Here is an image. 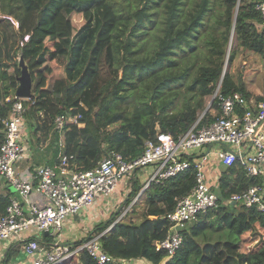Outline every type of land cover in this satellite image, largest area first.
Returning <instances> with one entry per match:
<instances>
[{"label": "trees", "instance_id": "trees-1", "mask_svg": "<svg viewBox=\"0 0 264 264\" xmlns=\"http://www.w3.org/2000/svg\"><path fill=\"white\" fill-rule=\"evenodd\" d=\"M254 4L255 0H0V28L6 33L9 27L16 43L11 63L0 57V102H4L0 113L10 109L6 96L17 99L20 56L31 76V96L20 98L32 138L29 146L38 149L46 144L53 150L51 166L58 163L59 154L72 155L76 169L91 168L111 152L133 159L157 131L176 138L195 122L201 127L220 115L215 99L203 110L220 80L230 40L235 47L229 60L239 50L264 57V26ZM2 15L15 18L18 28ZM130 77L150 79L147 93L130 110L111 111L114 102L129 98L125 90L133 82ZM219 89L264 99V85L261 94H253L241 71L236 76L225 71ZM76 112L81 113L83 126L68 125L58 135L54 117ZM3 129L0 121V143ZM139 170L127 178L129 198L143 185ZM194 184L191 164L142 190L139 220L113 216L96 223L81 240L99 234L112 261L97 263L81 250L57 264H128L135 258L149 264H264V213L254 205L227 201L251 185L264 188V175L249 176L238 163L221 166L213 185L216 206L186 225L175 252L165 256L155 250V242L169 227L165 213ZM9 195L1 186L0 215ZM34 238L9 243L5 257L10 259L14 250Z\"/></svg>", "mask_w": 264, "mask_h": 264}, {"label": "built area", "instance_id": "built-area-1", "mask_svg": "<svg viewBox=\"0 0 264 264\" xmlns=\"http://www.w3.org/2000/svg\"><path fill=\"white\" fill-rule=\"evenodd\" d=\"M264 26V0H255ZM18 28V21L11 15H2ZM27 35L23 40L27 39ZM22 44V40L19 41ZM220 81L211 96L215 99L220 115L208 124L196 127V122L183 134L174 138L170 133L157 131L153 140L144 143L143 152L133 159H125L118 152L100 159L93 167H72V155L59 154L55 166L37 165L31 179L22 178L17 162L26 158L29 150L25 134L24 106L19 97L5 102L10 109L1 115L3 138L0 143V179L14 186L16 195L9 196L4 212L0 215V242H16L27 231L46 232L48 241L40 247L37 239H29L23 246L29 257L25 264H57L70 260L79 251L85 250L97 263L113 258L101 247L99 234L86 237L77 243L66 242L62 235L63 221L70 214L78 213L84 206L101 196H109L124 176L136 170L152 167L143 182V188L160 183L168 177L193 164L195 184L190 191L178 198L175 207L165 213L169 227L165 236L154 244L156 251L172 255L182 240V230L195 217L205 214L216 206L217 193L206 176L205 168L216 158L222 165L238 163L249 176L264 175V99H247L240 91L223 93ZM0 104L4 105L1 101ZM81 113L57 114L53 119L54 129L59 133L71 124L83 126ZM224 146V147H223ZM1 182V181H0ZM4 183H0V187ZM42 194L46 203L42 206L29 198L30 192ZM264 188L254 184L232 193L227 201L254 205L264 213ZM116 221V220H115ZM128 264H146L143 258L127 261ZM19 264V263H15Z\"/></svg>", "mask_w": 264, "mask_h": 264}, {"label": "rangeland", "instance_id": "rangeland-1", "mask_svg": "<svg viewBox=\"0 0 264 264\" xmlns=\"http://www.w3.org/2000/svg\"><path fill=\"white\" fill-rule=\"evenodd\" d=\"M4 11L7 12L6 10ZM2 24L5 25L3 21H2ZM8 29L9 27L7 28V32H6L7 35H6V33L3 32L0 28V57H2L8 63L9 62L11 63L12 59L16 58L14 54L16 43ZM233 47H235V42L234 40H230L227 46V52H226L225 63L223 66V72L230 71L232 74L236 76L238 72L241 71V78L246 88L250 90L253 94H261L262 88L264 85V57L254 52H244V51L239 50L235 53V56L231 60H229L228 55H229L230 50ZM129 80L133 81L131 84L127 85V89L125 90L126 91L125 95H127L129 98L124 101H121L123 103L114 102L111 105V111L121 109V108L130 110L133 105L143 100V94L147 93L146 92L147 86L149 83H151V81H149L150 79L148 78L138 79V78L130 77ZM211 96L212 95H208L206 97L205 105L209 103ZM25 134L28 138V142H31L32 138L26 130H25ZM61 134L62 133L58 132V135H61ZM41 146H45V144L36 146L38 147V149L35 148V154H34L35 157L37 156L40 157L41 155H44V152L46 151L45 150L46 147H43V149L40 150ZM27 153H28V150H27ZM47 154H48V151H47ZM42 161L43 160L41 158L38 160V162H42ZM41 164H46V163H40L38 165H41ZM140 171H143V170H140ZM144 176L147 177V175H144ZM146 177L141 178L142 183L145 181ZM127 178L128 177L126 176L121 178L115 188V192L110 194L113 196V198L116 197L115 201H117V203L114 204L110 212L107 213L105 219H110L113 216H116L115 218L116 220H119V219L129 220L130 219V220L137 221L140 219L143 206L141 205L142 204L141 199L138 197H139V194L141 193V192L139 193V191L143 188V186H141L137 194L134 197H131L132 198L131 199L129 198V194H128L129 185H127V182H126ZM0 181L4 183L3 186L5 187V189H8L10 191L9 196L16 195L14 186L11 185L10 182L7 183L4 178H1ZM121 186L123 189L121 188ZM117 189L119 191H117ZM101 197L105 198L108 196H101ZM129 199L131 200L128 202ZM238 204H241V202H239ZM71 215L73 214L68 215V217ZM67 218L63 221L62 228L64 227L66 221L68 220ZM23 246H24L23 244L20 245V247L22 248ZM2 253L3 251L0 250V261L3 260ZM17 256L18 254H12L11 258L7 260L8 263L15 264L16 260H20L18 259ZM17 263L25 264V261L22 259L21 261H18Z\"/></svg>", "mask_w": 264, "mask_h": 264}, {"label": "crops", "instance_id": "crops-1", "mask_svg": "<svg viewBox=\"0 0 264 264\" xmlns=\"http://www.w3.org/2000/svg\"><path fill=\"white\" fill-rule=\"evenodd\" d=\"M43 147H46L45 148L46 151L44 152V155H41L40 157L39 156L35 157L34 155L35 149L32 148V146H29L27 157L17 162L16 169L22 178L31 179L34 175L35 167L40 163H46L48 165L55 163V160L53 158V153H52L53 150L47 149L46 144L45 146H41L40 150H42ZM47 151H48V154H47ZM40 158L43 160L42 162H38ZM221 166L222 164H220L216 158H212L211 165L205 168L206 176L211 183L216 182L218 174H220ZM151 168L152 167L150 166L149 168H146L143 171L139 170L137 172V175H139V179L141 180V178L146 177L144 175H147ZM117 191L119 190L117 189ZM29 198L40 206L44 205L47 201V199L42 194L36 191H31ZM115 198H113L112 195L105 197V198L99 197L93 203L87 206H84L78 213H75L69 216L67 218L68 220L66 221L64 227L62 228L63 229L62 231L63 239L66 242H70V243H75L77 241L79 242L88 233V231L93 228V226L96 223L105 220L107 213L110 212L114 204L117 203V201H115ZM44 235L46 234L43 232L40 233L38 231H35V232L27 231V232L21 233L20 236L22 237V239H27L28 237L35 236V238L39 240V246L42 247V245L45 246L46 242L48 241V239L43 238ZM8 247H9V243L0 242V250L3 251L2 253L3 260L0 261V264H9L7 261L8 258L5 257ZM17 249L18 250L16 251L14 250L13 254H18L17 257L20 260H16L15 262L17 263L18 261H21L22 259L25 262L29 261V257L24 252V250L23 249L20 250L19 247Z\"/></svg>", "mask_w": 264, "mask_h": 264}, {"label": "water", "instance_id": "water-1", "mask_svg": "<svg viewBox=\"0 0 264 264\" xmlns=\"http://www.w3.org/2000/svg\"><path fill=\"white\" fill-rule=\"evenodd\" d=\"M17 65H18L20 72L17 75L18 84L16 85L14 89V94L16 97H19V98H28L31 96V76L28 70V66L23 60V58L20 56L18 58ZM222 75H223V70L221 73L220 80L222 79ZM211 102H212V98L210 99L209 103L205 106L203 113L208 109ZM231 203H235V202L231 201ZM43 233H46V232H43Z\"/></svg>", "mask_w": 264, "mask_h": 264}, {"label": "clouds", "instance_id": "clouds-1", "mask_svg": "<svg viewBox=\"0 0 264 264\" xmlns=\"http://www.w3.org/2000/svg\"><path fill=\"white\" fill-rule=\"evenodd\" d=\"M223 74H224V72H223ZM147 264H149V263H147Z\"/></svg>", "mask_w": 264, "mask_h": 264}]
</instances>
